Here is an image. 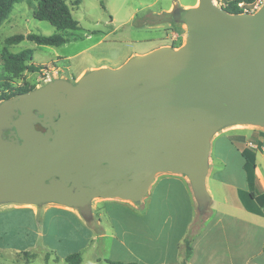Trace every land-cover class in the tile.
<instances>
[{
  "label": "water",
  "instance_id": "obj_1",
  "mask_svg": "<svg viewBox=\"0 0 264 264\" xmlns=\"http://www.w3.org/2000/svg\"><path fill=\"white\" fill-rule=\"evenodd\" d=\"M175 16L188 29L177 49L0 101V207L56 205L93 224L94 199L138 205L157 175L174 174L208 213L213 136L264 127V2L232 14L199 0Z\"/></svg>",
  "mask_w": 264,
  "mask_h": 264
},
{
  "label": "crops",
  "instance_id": "obj_2",
  "mask_svg": "<svg viewBox=\"0 0 264 264\" xmlns=\"http://www.w3.org/2000/svg\"><path fill=\"white\" fill-rule=\"evenodd\" d=\"M216 139L211 143L212 164L206 180L211 215L193 237L188 264H264V154L256 153L255 185L251 187L239 148L229 138L227 154H215ZM229 159L238 162V167L232 168ZM196 214L188 179L174 174L159 176L141 204L120 200L102 203L99 214L97 209L94 211L93 224H87L77 211L56 205L42 209L0 207V218L12 219L18 227L14 237L33 238L37 245L48 247L46 251L62 260L73 253L82 255L99 239H111L117 251L109 259H99L98 264H108L107 260L181 264L180 246ZM55 236L62 239L64 246L50 247ZM9 248L23 250L19 246Z\"/></svg>",
  "mask_w": 264,
  "mask_h": 264
},
{
  "label": "rangeland",
  "instance_id": "obj_3",
  "mask_svg": "<svg viewBox=\"0 0 264 264\" xmlns=\"http://www.w3.org/2000/svg\"><path fill=\"white\" fill-rule=\"evenodd\" d=\"M65 1L80 24L77 31L59 32L50 23L36 20L34 11L38 0H21L13 6L11 13L0 27V99L14 94L19 89L37 88L46 82L45 76L40 75V71H25L21 76H15L5 66V50L15 54L31 49L34 52L26 61L27 65L61 68L62 72L55 73L52 79L56 77L77 81L87 71L101 67L116 68L135 55H143L165 46L176 49L183 46L186 43L188 29L187 25L176 18L175 12L179 8L197 6L199 0ZM236 1L214 0L215 4L222 8ZM257 1L248 3L244 0L240 3H244L247 9L252 10ZM33 33L47 36L60 33L68 39V42L56 47L24 40L18 45L6 48L7 37ZM230 137L235 138L240 148L253 149L259 155L264 154V127L233 125L222 129L213 136V139L217 138L213 143L215 154L218 152L227 154L230 150L228 147ZM229 160L232 168L238 167V162ZM159 176L161 174L157 175L154 182ZM212 188H215L214 183ZM107 201L113 200L94 199L93 210L97 209L99 214L101 204ZM125 202L133 205L132 202ZM62 228L66 231V227L62 226ZM17 230L18 227L12 219L0 218V264H67L62 259L53 262L54 252L46 251L48 247L37 245L33 238L30 240L14 237ZM53 240L50 247L64 246L60 237L55 236ZM10 246H19L25 251L11 250ZM115 251L117 246L111 243V239H99L94 247L82 252L81 264H98L99 259H109ZM46 254L49 257L48 261Z\"/></svg>",
  "mask_w": 264,
  "mask_h": 264
},
{
  "label": "trees",
  "instance_id": "obj_4",
  "mask_svg": "<svg viewBox=\"0 0 264 264\" xmlns=\"http://www.w3.org/2000/svg\"><path fill=\"white\" fill-rule=\"evenodd\" d=\"M21 0H0V27L3 22L7 19L11 13L13 6L19 3ZM244 0H237L235 3H231L227 6H224V9L232 14L243 13V11L238 7L240 2ZM248 3H251L253 0H245ZM34 18L39 21H46L54 26L59 32L61 31H77L80 28L78 20L73 16L70 6L65 0H38L36 9L34 11ZM24 40H29L38 45L43 46H56L60 47L68 42V39L65 38L60 33L53 35H42V34H15L9 36L5 39L6 48L8 46H15L23 42ZM6 57L4 58L6 68L14 73L15 76L19 77L25 71L37 72L42 69V67L35 66L33 64L27 65L26 61L31 57L34 52L31 49L24 50L22 53L10 54L5 50ZM33 88H23L16 91L14 94L10 95L7 98L13 97L16 94L24 93ZM232 143L236 146V140L234 137H230ZM242 156L245 159L244 170L247 174L248 182L251 187L255 185L253 170L256 168V151L248 148H240ZM253 195V194H252ZM264 201V195L261 198ZM211 210L208 211L206 215L196 214V219L191 225L188 235L182 242L180 246V256L181 264H188V260L192 255V240L195 235H197L201 228L204 226L206 221L210 218ZM49 260L48 255H46V261ZM58 256L55 257V261H59ZM81 253H73L65 257L64 261L67 264H81L82 263ZM108 264H135V263H123L120 261L107 260Z\"/></svg>",
  "mask_w": 264,
  "mask_h": 264
},
{
  "label": "built area",
  "instance_id": "obj_5",
  "mask_svg": "<svg viewBox=\"0 0 264 264\" xmlns=\"http://www.w3.org/2000/svg\"><path fill=\"white\" fill-rule=\"evenodd\" d=\"M264 0H258L255 5H254V8L252 10H249L245 7V4L244 3H239L238 4V7L245 13H253L255 12L256 10H258L262 4H263ZM59 72H62V69L61 68H42L40 70V75H43L45 76V80L44 81H48L50 79H52V76H54L55 73H59ZM252 145V144H251ZM253 146V145H252ZM254 147V146H253Z\"/></svg>",
  "mask_w": 264,
  "mask_h": 264
},
{
  "label": "flooded vegetation",
  "instance_id": "obj_6",
  "mask_svg": "<svg viewBox=\"0 0 264 264\" xmlns=\"http://www.w3.org/2000/svg\"><path fill=\"white\" fill-rule=\"evenodd\" d=\"M34 89V88H33ZM20 94V93H19ZM17 95V94H16ZM9 97V96H8ZM11 98V97H10ZM7 99V96H5L4 98H1L0 101Z\"/></svg>",
  "mask_w": 264,
  "mask_h": 264
}]
</instances>
